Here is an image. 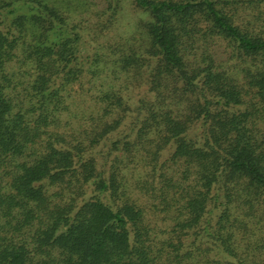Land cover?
<instances>
[{
	"label": "trees",
	"instance_id": "obj_1",
	"mask_svg": "<svg viewBox=\"0 0 264 264\" xmlns=\"http://www.w3.org/2000/svg\"><path fill=\"white\" fill-rule=\"evenodd\" d=\"M0 264H264V0H0Z\"/></svg>",
	"mask_w": 264,
	"mask_h": 264
},
{
	"label": "rangeland",
	"instance_id": "obj_2",
	"mask_svg": "<svg viewBox=\"0 0 264 264\" xmlns=\"http://www.w3.org/2000/svg\"><path fill=\"white\" fill-rule=\"evenodd\" d=\"M130 5L131 4H128V3L124 4V10H123V14H122V17L120 19L119 28H118L119 31L131 30L132 23L137 18V12L134 10L132 11L133 7Z\"/></svg>",
	"mask_w": 264,
	"mask_h": 264
}]
</instances>
